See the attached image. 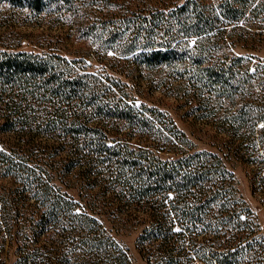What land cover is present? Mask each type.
<instances>
[{
	"label": "trees",
	"instance_id": "trees-1",
	"mask_svg": "<svg viewBox=\"0 0 264 264\" xmlns=\"http://www.w3.org/2000/svg\"><path fill=\"white\" fill-rule=\"evenodd\" d=\"M166 10L149 20L170 34L139 47L121 42L116 51L186 66L213 101L238 94L227 125L241 135L260 122L254 143L264 156V96L254 92L246 68L235 67L241 56L207 61L218 43L212 38L229 23L263 16L264 0H181ZM84 65L54 50L0 46V251L10 249L8 264H129L87 211L90 199L91 212L102 210L108 189L107 199L121 202L103 212L136 211L145 264H264V236L221 157L193 148L164 111L129 97L118 77ZM39 132L44 140L33 141ZM76 164L85 167L78 170L82 203L55 183ZM262 179L253 178V189Z\"/></svg>",
	"mask_w": 264,
	"mask_h": 264
},
{
	"label": "rangeland",
	"instance_id": "rangeland-1",
	"mask_svg": "<svg viewBox=\"0 0 264 264\" xmlns=\"http://www.w3.org/2000/svg\"><path fill=\"white\" fill-rule=\"evenodd\" d=\"M180 1L38 0L37 7H33L29 5V0H0V46H17L36 52L54 50L66 58L82 59L84 68L94 74L106 72L118 77L124 82L129 97L164 111L190 140L193 148L208 149L221 157L233 174L236 193L247 204L256 221L257 232L264 236V156L254 143L256 127L261 123L253 125L251 134L248 127L241 135H237L233 127L229 128L226 118L233 108L240 106L238 94L213 101L209 99L207 87L201 82L198 84L186 66L171 65L158 58L138 59L116 51L121 42H131L139 47V44L154 43L157 33L170 34L168 26L157 30L149 17L155 11L156 14L160 11L163 14ZM260 12L243 18L235 27H230L232 23L225 25L221 37L218 40L217 36L212 38L218 43H215L207 61L228 63L230 56H241L235 67L241 71L245 67L254 92L264 96V88H261L264 87V15ZM90 122L99 123L97 115L91 114ZM116 123L120 127V122ZM236 124L238 128L246 125L235 121L231 125ZM224 125L226 127H222ZM28 136L23 133L21 137ZM41 137L39 132L32 136V140H44ZM125 140L131 146L137 145L133 137ZM106 142L113 143L111 140ZM66 147L68 144H64L63 148ZM158 153L170 155L166 151ZM75 168L66 180L55 183L82 203L84 197L77 194V189L82 190L79 188L81 178L78 170L85 167L78 165ZM89 173L85 182L91 183ZM85 174L88 176L87 170ZM259 174L263 177L262 183L253 189V178ZM108 192L109 189L103 191L104 197L101 196L106 199L103 201H108L102 210L91 212L90 199L86 201L90 206L87 211L97 217L103 230L124 249L129 264H145L135 242L141 224L134 217L136 211L134 215L125 210L116 214L103 212L107 206L121 202L116 197L107 199ZM11 259L10 249L6 250L4 246L0 251V264H8Z\"/></svg>",
	"mask_w": 264,
	"mask_h": 264
}]
</instances>
